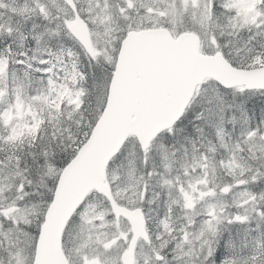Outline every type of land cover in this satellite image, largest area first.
I'll use <instances>...</instances> for the list:
<instances>
[{
    "label": "snow or ice",
    "instance_id": "1",
    "mask_svg": "<svg viewBox=\"0 0 264 264\" xmlns=\"http://www.w3.org/2000/svg\"><path fill=\"white\" fill-rule=\"evenodd\" d=\"M0 264H264V0H0Z\"/></svg>",
    "mask_w": 264,
    "mask_h": 264
}]
</instances>
